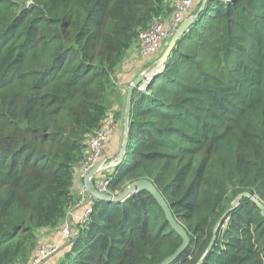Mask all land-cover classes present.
<instances>
[{"label": "trees", "instance_id": "obj_1", "mask_svg": "<svg viewBox=\"0 0 264 264\" xmlns=\"http://www.w3.org/2000/svg\"><path fill=\"white\" fill-rule=\"evenodd\" d=\"M175 1L0 0V264L26 263L40 231L65 220L117 70ZM136 93L108 192L154 183L190 236L170 264H264V212L237 201L264 205V0H207ZM91 207L58 264H159L182 243L146 190Z\"/></svg>", "mask_w": 264, "mask_h": 264}, {"label": "built area", "instance_id": "obj_2", "mask_svg": "<svg viewBox=\"0 0 264 264\" xmlns=\"http://www.w3.org/2000/svg\"><path fill=\"white\" fill-rule=\"evenodd\" d=\"M196 0H177L173 3V12L167 23L160 18H154L150 23L148 29L139 32L137 43L140 50V55L143 58H149L159 52L166 41L170 39L174 31L177 29L179 23L188 15ZM145 85H141L136 89L139 93L145 89ZM136 93V94H137ZM115 124L114 116H108L102 121L100 127L95 129L91 135L85 140V147L83 151V160L77 166L78 173L81 178L90 171V169L100 160H104L101 170L91 178V182L95 189L99 192L107 193L110 182V175L108 177H100L99 174L105 170H109V174L119 163L108 160L106 158V144L109 140L112 127ZM112 164V165H111ZM111 165V166H109ZM92 201L89 198L85 188L80 191V198L77 201L78 206H83V211L78 217V223L83 224L89 217L92 211ZM78 232L76 226L70 221L65 220L60 227V233L63 241L69 239ZM58 250L57 245L39 244L35 247L33 254L27 259L24 264H41L49 259Z\"/></svg>", "mask_w": 264, "mask_h": 264}, {"label": "water", "instance_id": "obj_3", "mask_svg": "<svg viewBox=\"0 0 264 264\" xmlns=\"http://www.w3.org/2000/svg\"><path fill=\"white\" fill-rule=\"evenodd\" d=\"M206 2L207 0H202L199 11L196 14L187 15L179 23L177 29L174 31V33L168 40L167 45L164 48L161 55L155 60H153L152 63L147 65L145 68H143L128 85L126 95H125V107H124V112H123L122 147L120 149V152L113 158V161L115 160L117 162H120V159L126 152L127 143H128V132H129V114H130L132 98H133V94L135 90L141 85L147 86L152 80V78L155 77V75L163 69L167 61V58L170 55L172 49L174 48L177 40L188 30L191 24L196 20L199 12L204 8ZM103 164H104L103 159L98 161L96 164H94V166L90 169V171L83 178L84 188L87 194L89 195V198L91 200H100V201H107V202H121L127 197H129L131 194H134L138 191H141V190L148 191L155 198V200L160 205V207L163 209L166 215V220L169 222L173 230H175L176 233H178L182 238V243L174 251V253L166 257L159 264H170L171 262H173L189 246L190 236L187 230L185 229V227L179 221H177V219L174 217L171 207L166 201V199L163 197V195L157 189L154 183L147 178L137 179L135 182L126 186L123 189V191L120 193L107 194V193L97 191L91 182V178L94 177L101 170L102 167H104ZM242 196L250 197L254 202H256L259 205V207L264 212V205L254 195H251L248 192H244L237 197V201H239V199ZM214 240H215V235L212 238L209 248L213 245Z\"/></svg>", "mask_w": 264, "mask_h": 264}, {"label": "crops", "instance_id": "obj_4", "mask_svg": "<svg viewBox=\"0 0 264 264\" xmlns=\"http://www.w3.org/2000/svg\"><path fill=\"white\" fill-rule=\"evenodd\" d=\"M172 13L169 17L164 19L167 23V20L171 17ZM138 49L133 46L128 52L127 55L121 64L120 68L116 72V79L118 90L116 92V98H114V103L112 105V110L110 114L114 116L115 124L112 127L111 134L109 140L106 144V158L108 160L113 159L119 152L122 147V139H123V116L122 119L115 118V113L120 112L119 107L123 102L122 95H126L127 87L130 82L138 75L139 71H141V65L146 63L149 58H143L139 55ZM121 130V132H120ZM84 188L83 178L80 177L78 170L75 172V181H74V201L75 203L69 207L67 211V215L65 220L70 221L74 226L78 223V217L81 215L83 211V206H78L77 201L80 198V191ZM65 220H61L59 224L54 228H46L40 231L38 237V244L45 245H57L58 252L51 256L49 259L45 260L41 264H58L59 259L62 257L63 249V240L60 236V227ZM61 250V251H60Z\"/></svg>", "mask_w": 264, "mask_h": 264}, {"label": "rangeland", "instance_id": "obj_5", "mask_svg": "<svg viewBox=\"0 0 264 264\" xmlns=\"http://www.w3.org/2000/svg\"><path fill=\"white\" fill-rule=\"evenodd\" d=\"M177 1V0H176ZM174 3V2H173ZM173 3H172V5H173ZM135 48L136 49H138V53H139V55H140V50H139V46H138V43H136L135 45ZM158 53V52H157ZM156 53V54H157ZM156 54H154V55H152L150 58H149V60L152 58V57H154ZM138 55V56H139ZM147 59V58H146ZM148 62H150V61H148ZM150 63H152V60H151V62ZM149 63V64H150ZM146 67V66H145ZM144 67V63L141 65V70L143 69V68H145ZM140 72V71H139ZM122 97H123V102H122V104H120V107H119V110H120V112L122 111V112H124V107H125V95H122ZM120 132H121V130H120ZM99 176L100 177H108L109 176V170H105V171H103V172H101L100 174H99ZM43 263V262H42Z\"/></svg>", "mask_w": 264, "mask_h": 264}]
</instances>
